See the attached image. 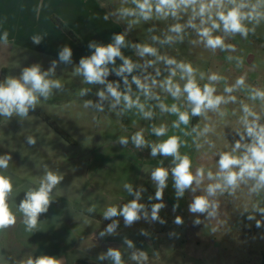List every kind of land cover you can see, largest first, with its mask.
<instances>
[{"label":"rangeland","instance_id":"1","mask_svg":"<svg viewBox=\"0 0 264 264\" xmlns=\"http://www.w3.org/2000/svg\"><path fill=\"white\" fill-rule=\"evenodd\" d=\"M85 2L86 10L94 16L95 21L89 24L94 29L84 32L77 26L80 32L77 31L81 33L79 35L71 29L79 38L76 42L67 36L73 42V49L92 53L94 49L89 48L90 43L113 42L114 34L124 32L129 22L133 21V18L120 17L116 12L120 8L134 7L131 0L126 2L94 0L92 3L86 0ZM97 4L101 11L98 10ZM101 14L103 16L108 14L110 21L101 20ZM187 18L185 15L183 19L174 21L171 18L161 20L154 17L148 22L140 21L138 24L133 22L132 27L125 34V46L121 51L137 67L131 74L125 72L118 75L123 60L117 57L115 63H109L107 68L109 76L123 81L127 78L129 82H132V76L141 78L143 75V79L149 73L154 75L155 68L162 70V76L157 77L158 80L167 77L168 72L159 61H156L153 67H144L146 61H155L156 58L140 57L134 45L146 43L156 47L161 55L190 62L199 70L197 82L201 86L208 82L206 76L210 72L224 77L214 85L218 95L227 96L224 88L234 84L238 77L245 76V87L231 94L237 98V102L222 104L218 111H209L199 116L196 131H193L192 117L188 125L181 124L179 128H175L173 122L177 120V116L163 112L158 107L160 103L168 106L176 103L181 111H190V106L183 95L179 100L174 101L167 93L154 88L153 92L160 96L159 101L155 99L142 101L140 98L145 110L152 112V118L137 120L135 128L130 130L123 125V120L126 122L125 118H127L120 108L123 101L116 104L115 108H110L114 98L107 94V84H119L121 92L127 91L129 87L106 79L103 84H85L82 75L74 74L77 64L60 63L58 58L50 54L27 50L18 44H12L10 40L8 45L0 43V81L7 76H19L24 67L33 64H39L42 70H47L51 67L52 61L56 60L58 66L51 78L59 79L64 86L62 91L54 90V95L49 100H41L36 110L30 111L26 119L21 120L16 116L11 119L0 117V155L5 153L12 155L8 169L0 171L12 179L14 189L9 203L17 216L15 226L0 232L2 236L0 250L5 256H9L10 259L12 256L17 260L20 257L45 254L60 259L61 264H113L112 259L106 255L112 248L122 253L124 264H261L264 251V227L257 228L255 220L249 221L245 217L251 214L261 219L254 209L256 206L264 207V190L258 193L250 192L249 188L253 182L248 181L241 184L232 195H221L218 192L216 196L209 197L211 201L219 203L217 214L212 218H207L206 214L190 213L188 205L194 196L206 195L209 184L222 183L218 178L209 180L208 172L218 174L219 154L231 152L234 143L240 140L237 133L244 131L240 102L243 101L257 113L261 117L260 123L264 124V102L248 99V86L264 90V22H261L256 27L255 34L250 33L247 39L236 35L226 40V43L236 46L235 52L217 50L213 53L201 44L192 43L198 39L192 29H186L183 43L161 45L152 41L153 36L164 39L169 35L167 28L170 24L183 23ZM153 27L154 31H149V28ZM228 56H232L233 59L229 61L226 59ZM237 57L243 61L239 67ZM201 72L205 74L204 80L199 78ZM179 75L178 71L173 79L183 85L184 82L179 80ZM81 88L89 89L83 97L79 96ZM137 90L131 89L133 99L143 95L139 89ZM99 91H105L107 98L101 101L97 95ZM86 100H91L93 105L102 104L104 111L99 112L95 107L85 108L83 105ZM134 110L139 111L135 107ZM221 112L225 115H220ZM49 121L60 127L76 143L67 142L50 126ZM161 126L166 129V135L160 137L150 135L154 127ZM205 127L209 129L206 134L203 132ZM146 129L150 138L145 139L149 143L162 142L169 136L178 137L181 145L179 152L182 156L187 155L191 159L193 174L197 169L202 168L204 171L203 177H197L198 182L192 185L194 191L186 190L184 196L177 200L171 175V169L175 166L173 157L168 156L164 157L163 161L158 160L159 167L169 172L168 187L164 189L163 194L165 207L159 213V216L166 221L165 224L151 220L152 205L159 202L154 198L150 199L155 196L156 191V184L150 175L153 167L144 166L139 177L133 176L132 183L129 172L131 168L127 169L126 176H119V169L116 168L114 160L118 157L114 152L118 150L114 147L98 158L103 165L107 163L109 165L108 184L96 183L89 179L91 154L97 148L108 142L113 144V139L122 133L133 134ZM28 136L36 139L34 146L26 143ZM250 141V137H245L241 140V144L245 145ZM234 155H242V150ZM126 158H128L126 161H129L128 155ZM46 169L55 171L63 177V180L53 190L52 203L48 212L40 216L38 230L27 232L22 222V214L18 211V204L29 188L38 186ZM125 184L131 186V193L124 188ZM137 193H139V203L143 204L144 208L140 213L141 218L130 226L125 225L122 216H116V219H119L116 229L112 233H107L108 225L89 215V207L95 206V211L91 213L103 216L108 206L122 207L136 199ZM102 194L110 196L108 206L103 207ZM119 202L121 206H118ZM176 203L179 207L173 211V205ZM60 209L62 212L59 211ZM145 212L148 213L147 217L144 215ZM176 216L182 217V225L178 226L174 223ZM197 218L201 223L194 225L193 221ZM142 230L146 234L142 235ZM101 232L105 234L101 236ZM19 238L29 245H20ZM126 240L132 241L133 246L129 247L125 243ZM142 251L148 255L147 261L132 259L133 255L138 256ZM101 256L105 258L100 259Z\"/></svg>","mask_w":264,"mask_h":264},{"label":"clouds","instance_id":"2","mask_svg":"<svg viewBox=\"0 0 264 264\" xmlns=\"http://www.w3.org/2000/svg\"><path fill=\"white\" fill-rule=\"evenodd\" d=\"M126 2V0H124ZM134 7L120 8L116 12L120 17L133 18L129 22L128 28L122 33H115L113 42L108 44L90 43L89 48L94 49L90 56L81 57L79 64L75 68V75L83 76V83L93 84L105 82L104 78L108 75L107 65L115 63V59L119 57L123 60V65L119 68L117 74L122 75L127 72L131 74L136 64L130 58L123 55L121 49L125 46V34L132 27V23H140V21L148 22L154 17L161 20L171 18L174 21L183 19L186 15L188 18L185 22H176L170 24L167 28L169 35L164 39L158 36H153L154 43L161 45H173L175 43L184 42V34L186 29H192L197 40L192 43L201 44L205 49L215 53L217 50L222 52H235L234 44L226 43L228 38L241 36L247 39L249 34H255L257 26L264 22V0H131ZM104 5H101L103 7ZM40 7H43L41 5ZM109 18L105 14L104 19ZM252 25V27H249ZM149 31H154L149 28ZM219 33V34H218ZM174 34V35H172ZM44 36L33 35L31 41L35 45H39ZM0 43L3 45L9 44V33L3 31L0 34ZM134 47L140 57L151 56L156 60L146 61L144 67H153L156 61H159L165 66V71L168 72L167 77L158 80L157 77L162 76L160 68L154 69V75L149 73L143 79L132 76V82L136 85L139 91L146 99L160 100L158 93H154V88H159L167 93L174 101L179 100L183 95L186 98L187 104L190 106V111H181L180 106L176 103L168 106L160 103L158 107L161 111L175 114L177 120L173 122V127L179 128L181 124L188 125L191 117H198L206 114L209 111L216 112L222 104L236 103L237 98L231 94L234 91L245 87V76L238 77L234 84L224 88V95H218L217 88L214 86L224 79L221 75L215 72L207 74V83L202 86L197 82V68H194L190 62L178 61L174 57L161 55L156 47L150 44L136 43ZM73 52L71 47L65 45L59 52V62L70 64L72 63ZM229 61L232 56L226 57ZM237 66H241L243 61L236 58ZM58 66L56 60L52 61L51 67L47 70H42L39 64H33L24 67L19 76H7L0 81V117L11 119L16 116L21 120L28 118L30 111L34 112L37 105L43 101L49 100L54 95V90H63L64 86L59 79H52L55 70ZM179 71V80L183 81V85L174 81L177 72ZM201 80L205 79V74L200 73ZM125 84H128L125 78ZM89 89L81 88L79 96L83 97ZM248 99L252 101L264 102V90L248 86ZM107 94L114 98V102L110 108H115L116 104L123 101L124 107L127 109L137 108L145 119L152 118V112L145 110V105L141 103L140 97L133 99L131 88L121 92L119 84H107ZM100 100L107 98L105 91L97 93ZM241 103V112L243 113L242 124L243 133H237L240 140H237L231 152H222L217 160L219 173L214 175L211 171L208 172L209 180L218 178L222 183L209 184L207 186L206 195H196L192 198L188 205V211L193 214L205 215L207 218H212L217 214L219 208L218 202H213L209 197L216 196L219 192L221 195L234 194L235 190L241 184L252 181L249 191L258 193L264 190V124L260 123L261 117L252 111L246 104ZM85 108L95 107L97 111L103 112L102 104L93 105L91 100L84 101ZM220 115H225L221 112ZM153 134L157 137L166 135L164 126L152 129ZM193 131H196L194 128ZM209 131L207 127L203 132L206 134ZM245 137H250L251 141L248 144L242 145L241 140ZM131 140L132 145L136 148L142 146H150L151 157L161 155L164 157L171 156L175 162V166L171 169L173 177V187L175 189V197L178 200L184 196L186 190H193L192 185L197 181V177H203V169H197L195 174L191 171L192 162L187 155H181L180 140L176 136H169L166 140L149 145L142 131H136L130 137L122 136L119 138L121 146H127ZM26 143L30 146L36 144V139L32 136L26 137ZM214 146V145H212ZM242 150V155H234ZM12 160V155L5 153L0 155V170H7L9 162ZM151 179L156 184L155 196L150 199H155L159 202L152 205L151 220L159 221L160 224H165L166 221L159 216L163 203L164 189L168 187L167 180L169 172L163 167H155L152 169ZM63 180V177L52 170H45L39 180L37 187L29 188L19 201L18 211L22 214V222L27 232H35L38 230L40 216L48 212L52 203L53 190ZM124 188L131 193L132 189L129 184H125ZM14 185L10 176L4 175L0 171V232L15 226L17 216L12 211L9 200L13 193ZM231 189V191H228ZM179 207L176 203L173 205V211ZM144 205L139 203V193L136 194V199L129 201L122 207L115 205L108 206L103 212V219H110L116 216H122L126 226H130L133 222L138 221L141 216V210ZM95 206L89 207L88 212H94ZM254 211L261 217L257 219L255 215H247L245 218L249 221L255 220L257 228L264 227V207L256 206ZM147 217L148 213H144ZM176 225H182L183 219L181 216H176L174 219ZM200 219L193 221L194 225H199ZM117 226V222H113L107 226L106 232L112 233ZM105 233L101 232L103 236ZM141 234H146L141 232ZM171 235V234H170ZM125 243L132 247V241L126 240ZM107 257L111 258L113 264H124L122 253L118 249L110 248L107 252ZM101 256L100 259H104ZM132 259L138 261H147L148 255L146 252H140L139 255H133ZM13 264H61V260L51 255L28 256L27 259H22Z\"/></svg>","mask_w":264,"mask_h":264},{"label":"crops","instance_id":"3","mask_svg":"<svg viewBox=\"0 0 264 264\" xmlns=\"http://www.w3.org/2000/svg\"><path fill=\"white\" fill-rule=\"evenodd\" d=\"M85 1L86 0H0V34L6 30L9 33V40L12 44H18L27 50H36L41 54H50L58 58V60L59 52L64 47L63 44L67 45L71 47L73 52L72 63L78 65L81 57L90 56L92 53L83 52L84 50L73 49V42L54 24L52 17L57 16L78 35L81 33H79L80 31L77 26L84 30V32H89V29H94V27L89 26V24L95 20L93 14L86 10L87 6ZM89 1L92 3L94 0ZM41 5H43V7H40ZM97 7L98 10H100L98 4ZM101 17V20L104 21L105 19L102 14ZM105 21L110 20L107 19ZM80 24L83 25L80 26ZM37 34L44 36V39L39 45H35L31 41V37ZM139 70L141 71L140 67ZM140 98H142V101H147L143 95L140 96ZM120 108L123 112H125V117H127L125 118L126 122L123 120L125 128L133 130L136 126L137 120L140 119V121H142V119H145L142 114L139 111L134 110V108L127 109L124 107V104H121ZM131 135L132 134L123 135V133L122 135H117V137L112 141L113 144L108 142L102 147L97 148V150L91 154V172L89 177L91 181H96V183L99 182L102 184H105L106 182L108 184L109 181L107 178V172L109 165L108 163L103 165L102 161H98V158L99 156H103L104 153L108 152L110 149H114V147H117L118 150L117 152H114V154L118 156L114 159L116 161V164H114L116 165V168L119 169V176H126L127 169L131 168L129 172L132 183L133 176L139 177L144 166H151L153 169L159 166L158 159L150 156L151 151L148 146L136 148L132 145L131 140H129V144L127 146H121L119 144L120 137H130ZM143 135L145 138H148L147 129L143 131ZM126 155L129 156V161H126L128 159L126 158ZM107 192H109V190ZM101 199L103 207L110 204L109 195L102 194ZM120 200L122 199L120 198ZM118 206H121L120 202L118 203ZM59 211L62 212V209ZM111 220L119 222V219H116V217ZM0 237L2 236L0 235ZM24 242L25 241L22 238H19L20 245H29ZM26 258L27 257H20L15 260L11 256L10 259L9 256H5V254H3L0 250V264H13L14 261L19 262L20 260Z\"/></svg>","mask_w":264,"mask_h":264},{"label":"trees","instance_id":"4","mask_svg":"<svg viewBox=\"0 0 264 264\" xmlns=\"http://www.w3.org/2000/svg\"><path fill=\"white\" fill-rule=\"evenodd\" d=\"M52 21L54 22V24H55L58 28H60V29H61V30H62V31L68 36V37H70L72 40H74V41H76V42L79 41L78 36H76V35L74 34V32H73L69 27H67V26L62 22V20H60L58 17L53 16V17H52ZM104 79H106V80H110V81H112V82H114V83H121V84H123V85H125V86H127V87L130 86V88H132V89H138V88L136 87V85H135L134 83H132V82H129V81H128V84L126 85V84H125V81L120 80V79H117V78H114V77H111V76H109V75H107ZM198 117H199V116H198ZM198 117H192V127H193V129H194V128L197 129ZM49 124H50V126H51L52 128H54V129L56 130V132H58L60 135H62V137H63L67 142L72 143V144H75V143H76V142H75V141H74L69 135H67L63 130H61L60 127H58L55 123L49 121ZM152 134H153V131H151L150 135H152ZM149 138H150V136H148L147 139H149ZM151 144H153V142H150V143H149V145H151ZM148 147H149V149H150V151H151V147H150V146H148ZM156 158H157L158 160H160V161H163L164 156L157 155ZM89 215H90L91 217L97 219L98 221H100V222L106 224V225L112 224V223L114 222V221L109 220V219H103V216H101V215H99V214H96V213H89ZM116 227H117V226H116ZM261 264H264V251L262 252Z\"/></svg>","mask_w":264,"mask_h":264}]
</instances>
